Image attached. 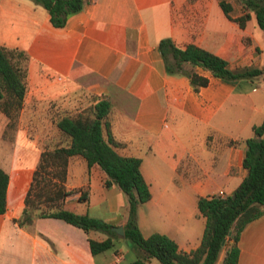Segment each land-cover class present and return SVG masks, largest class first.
I'll return each mask as SVG.
<instances>
[{
	"label": "crops",
	"instance_id": "0c3cea01",
	"mask_svg": "<svg viewBox=\"0 0 264 264\" xmlns=\"http://www.w3.org/2000/svg\"><path fill=\"white\" fill-rule=\"evenodd\" d=\"M83 1L62 27H53L46 11L31 0H0V45L28 55L19 112L29 106L26 121L40 122L30 118L36 108L81 88L94 95L92 103L108 101L114 150L140 159L150 194L136 209L140 234H164L188 252L198 245L205 223L197 199L219 191L230 195L246 175L244 140L264 118V79L229 81L195 67L207 83L193 89L187 77L165 73L157 42L168 37L179 48L193 44L224 59L231 69L260 67L262 33L252 13L239 27L224 15L218 0ZM226 2L232 19L242 14L239 4ZM11 135L10 147L0 137V168L8 177L0 213L2 258L12 252L21 264H121V249L92 256L86 235L61 220L14 221L43 150L36 140L43 136L37 128L22 126ZM104 179L97 166L87 169L82 157H69L64 186L81 190L86 198L78 201L76 191L62 206L122 226L125 195L113 183L104 186ZM88 236L105 238L97 231ZM236 244V264H264V213L245 224ZM128 249L130 264L135 251ZM223 256L224 248L214 264H223ZM147 264L160 263L150 258Z\"/></svg>",
	"mask_w": 264,
	"mask_h": 264
},
{
	"label": "trees",
	"instance_id": "16d2710c",
	"mask_svg": "<svg viewBox=\"0 0 264 264\" xmlns=\"http://www.w3.org/2000/svg\"><path fill=\"white\" fill-rule=\"evenodd\" d=\"M47 13L53 27H62L66 19L80 11L83 0H31ZM242 14L231 18V6L225 0H218L224 15L235 21L239 27L253 14L264 42V0H236ZM257 50V48H255ZM157 50L166 74L185 76L193 89L204 86L207 78L194 70L199 67L212 76L236 81L239 79H264V63L260 67L242 66L231 69L227 62L193 44L179 48L170 38H161ZM28 55L17 48L0 45V112L8 118L14 117L21 107L25 93V76ZM110 103L98 99L84 113L75 116H61L55 121L57 130L65 136L64 146L43 149L39 153L32 178L23 199L19 216L14 219L18 225L30 223L34 218L61 220L86 235L92 256L114 249L119 236L110 228L113 224L86 213L77 214L63 208L65 198L78 192V201L86 196L81 190L65 189L63 182L69 157L78 155L85 161L86 168L97 166L105 175L104 186L115 184L125 195V217L122 238L131 242L135 258L130 264H147L150 258L160 264H214L218 253L224 248L223 264H236L237 240L246 223L264 213V118L251 126V136L244 140L245 149L242 166L246 175L230 195L199 197L198 212L205 218L204 228L198 245L188 251L177 249L175 242L164 234L152 232L146 237L140 234L136 223L138 205L148 200L150 194L140 171V159L121 156L116 153L117 144L109 130L107 114ZM7 174L0 168V213L5 208ZM90 231L105 234L96 240L88 236Z\"/></svg>",
	"mask_w": 264,
	"mask_h": 264
},
{
	"label": "rangeland",
	"instance_id": "374dc122",
	"mask_svg": "<svg viewBox=\"0 0 264 264\" xmlns=\"http://www.w3.org/2000/svg\"><path fill=\"white\" fill-rule=\"evenodd\" d=\"M227 1V0H225ZM233 3L238 4L236 0H231ZM28 83V82H27ZM94 95L83 88L70 91L69 94L65 95L62 99L54 100L48 105L41 106L36 108L35 114L31 115L30 118H37L40 122H34L35 120L26 121L29 113L32 112L31 107L24 108L20 113L18 110L17 114L8 118L0 112V132H3L4 135L0 136L4 141L9 143L14 142V139L11 138L14 130L18 127H25L27 129L37 128L42 134V138L36 140L38 144L43 149H51L53 147L64 146L67 143V139L63 134H61L55 126V121L61 116H75L77 114L84 113V111L91 106L92 101L94 100ZM31 109V110H30ZM34 111V110H33ZM18 115L21 116V120L18 119ZM46 118L47 121L42 120L41 118ZM11 135V136H10ZM10 149V148H9ZM6 149L7 151L9 150ZM1 150V149H0ZM2 154V153H0ZM3 156V155H2ZM66 177V176H65ZM65 181V180H64ZM64 186V182H63ZM65 189H67L64 186ZM75 189V188H68ZM76 190V189H75ZM70 196H73L71 194ZM93 236H99V234H92ZM105 236V234H104ZM131 242L124 238H118L114 242V247L122 250L124 254V260L121 264H127L128 258L132 254L129 252L128 247L131 246ZM108 252H112L111 249ZM2 246L0 245V264H21L19 259L16 257L15 253L10 252L6 257L2 258Z\"/></svg>",
	"mask_w": 264,
	"mask_h": 264
},
{
	"label": "water",
	"instance_id": "95a60500",
	"mask_svg": "<svg viewBox=\"0 0 264 264\" xmlns=\"http://www.w3.org/2000/svg\"><path fill=\"white\" fill-rule=\"evenodd\" d=\"M113 232H115L117 235L122 236L123 235V229L122 226H112L110 228Z\"/></svg>",
	"mask_w": 264,
	"mask_h": 264
},
{
	"label": "built area",
	"instance_id": "2783aa9c",
	"mask_svg": "<svg viewBox=\"0 0 264 264\" xmlns=\"http://www.w3.org/2000/svg\"><path fill=\"white\" fill-rule=\"evenodd\" d=\"M216 195L221 196L222 197V193L219 191Z\"/></svg>",
	"mask_w": 264,
	"mask_h": 264
}]
</instances>
